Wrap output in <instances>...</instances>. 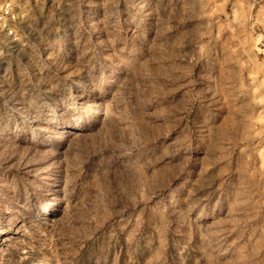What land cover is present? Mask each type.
I'll return each mask as SVG.
<instances>
[{"label": "rangeland", "instance_id": "374dc122", "mask_svg": "<svg viewBox=\"0 0 264 264\" xmlns=\"http://www.w3.org/2000/svg\"><path fill=\"white\" fill-rule=\"evenodd\" d=\"M0 264H264V0H0Z\"/></svg>", "mask_w": 264, "mask_h": 264}, {"label": "built area", "instance_id": "2783aa9c", "mask_svg": "<svg viewBox=\"0 0 264 264\" xmlns=\"http://www.w3.org/2000/svg\"><path fill=\"white\" fill-rule=\"evenodd\" d=\"M6 11V13H8L9 11L8 10H5Z\"/></svg>", "mask_w": 264, "mask_h": 264}]
</instances>
